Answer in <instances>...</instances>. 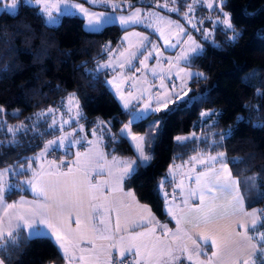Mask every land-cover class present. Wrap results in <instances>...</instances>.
Here are the masks:
<instances>
[{
    "label": "trees",
    "instance_id": "obj_1",
    "mask_svg": "<svg viewBox=\"0 0 264 264\" xmlns=\"http://www.w3.org/2000/svg\"><path fill=\"white\" fill-rule=\"evenodd\" d=\"M80 1L88 4L85 0ZM122 1L128 3L124 11L134 7L153 8L179 21L188 5V0H176L180 11L171 13L158 7L161 0ZM217 3L215 0L213 7L205 10L198 8L196 13L202 15L198 14L197 21L201 23L206 15L214 13ZM38 9L21 1L15 13L0 12V105L6 106L19 99L26 105L20 113L7 111V119L3 120L8 125L24 122L31 128L32 119L29 118L38 110L56 108L60 112L61 101L70 92H75L84 111L79 120L85 128L95 126L98 116L107 121L110 133L106 134V153L134 158V167L141 164L132 141L129 137L124 138L120 131L130 117L131 108H123L110 87L105 85L107 70L101 73L98 81H93L88 74L95 70V62L105 55V46L114 48L121 43L124 29L117 24H107L99 32L92 33L83 28V19L77 14H63L57 25H48ZM223 9L229 13L240 35L230 40L231 30L217 28L209 39L204 40L196 29L193 30L202 51L186 65L203 73L206 79L189 80L191 91L188 96L194 97L192 102L186 103L188 97H185L184 101H177L160 112H149L144 119L131 124L133 129L145 131L152 118L160 120L149 148L152 159L130 180L125 179L124 186L132 187L138 198L150 204L163 220L169 218L158 185L169 183V178H165L168 165L176 158L188 156L198 144L209 152H225L231 173L239 182L245 207L264 208V197L260 195L264 193V127L256 126L264 124V0H223ZM204 112L215 115L202 116ZM61 113H66L65 109ZM65 115L63 119L67 118ZM238 117L244 119L238 121ZM56 119L60 121L61 117ZM75 124L76 120L65 124L63 130ZM229 129L231 135L225 136L222 146L211 143ZM51 131L41 121L36 130H30L26 135L19 133V143L11 145V134L0 127V168L24 164L47 140L62 134L61 131L48 134ZM193 133L196 137L183 145L176 140L178 136ZM111 135H115V141ZM63 150L71 151L70 147L54 148L49 156ZM237 159L242 162L231 163ZM13 192L18 191L14 189ZM257 232H264V216H260L255 229H249L253 237ZM254 240L256 244H264L257 238ZM253 258L260 264L258 249ZM5 262L63 264V257L53 239L44 237L22 243L11 261L6 259Z\"/></svg>",
    "mask_w": 264,
    "mask_h": 264
},
{
    "label": "snow or ice",
    "instance_id": "obj_2",
    "mask_svg": "<svg viewBox=\"0 0 264 264\" xmlns=\"http://www.w3.org/2000/svg\"><path fill=\"white\" fill-rule=\"evenodd\" d=\"M66 9H68V15H74L71 12V9L76 8L79 9L81 13L85 17H87V23L85 25L86 29L89 32L96 33L99 32L105 24L107 23H115L117 19L125 30L131 25L142 24L145 27H151L154 31H158L161 37H164L165 44L169 47H176V44L171 43L168 38L164 35V31L161 28H157L153 24V18L155 19L156 24H164V25H173L179 28L180 33L184 32V28L181 25L176 24L175 21L170 20L168 17L161 16L159 13L148 12L143 17L141 15V10L136 9L135 11L129 12L127 16H120L118 18H113L111 14L109 16H104L102 13L89 12L86 8H84L81 4H72L70 0H62ZM97 2L101 4H111L112 7H117L116 4L113 3V0H91L92 4H96ZM195 2L203 3L204 0H194ZM34 3L37 6H42L38 10L45 17V22L48 25H55L59 22L56 16H53L51 7L52 5L49 3V0H25V4ZM175 4L176 0H165V3L158 5L159 7L168 8L170 12H179L180 9L178 7H169V4ZM20 4V0H0V11L3 12H14L18 5ZM217 6L221 12H223V0H218ZM188 8V12H192L194 10L192 5H186ZM208 8L213 7V0H209L207 3ZM57 11H60L59 7H57ZM188 13H185L187 16ZM224 19L218 20L217 23L223 24L227 29L231 30L233 35L229 37L230 40H235L240 33L236 31L234 25L231 22V17L228 13L224 12ZM210 19V17H209ZM189 23H191V19H189ZM201 23L203 21L201 20ZM194 28L195 24L192 25ZM199 30V29H198ZM129 35L137 36L138 43L136 44L135 51H129L125 49V51L119 52V56L124 57V59L118 61V63L114 64L113 59L111 57V49L108 46H105L107 51L110 54V58L105 63H100L96 65V69L94 71L90 70L88 72L90 78L93 81H98L101 73L105 70H109L113 73L120 72V79L124 82L133 81L130 85L131 88H137V80L135 78V73L141 72L142 70H147L151 73L152 76L158 78L160 83V88L164 89L163 93H155L152 97L149 98L147 102L143 104L142 108L131 109L132 120L129 121L128 124H125L123 128L120 130L121 135L124 138H128L131 129L130 125L135 122L144 119L145 113L149 112H160L164 109H168L169 104H175L177 101H184L185 97H188L186 103H191L194 97H189L188 93L191 91L190 88L186 85V80L196 79L199 81L201 78L206 79L203 73L200 72H191L188 71L186 67H179L175 72V76L181 80L180 90L172 91L171 93L167 89V86L163 83L168 73L161 71V73L157 72V68L153 67L151 69L148 68L147 61L153 56L159 57L161 53L159 52V46L153 43L148 36L142 35L141 33H129ZM212 36V32H205V39H208ZM128 39V36L124 38ZM187 41H191V44L188 48L182 49L180 55L176 56L174 61H171L173 65H178L181 61L185 64L190 65L193 59L198 58L200 52L202 51V46L196 43L191 35L187 36ZM131 47V45H130ZM125 52H127V56H125ZM137 53L139 56L143 57L142 59H138ZM137 61L141 67H137L133 61ZM125 70V71H120ZM129 73L131 75H129ZM183 73V76H181ZM147 74V72L145 73ZM116 77L113 76L112 80H104L105 85L115 86L116 92L119 93V99L123 102L122 107L125 109H129L130 107V99H142L144 97V92L148 89L145 88L144 91L140 92L139 97L133 96V93L129 91L126 95L123 91H121V87L119 84L115 83ZM145 84H147V80H145ZM177 85L175 82H172V89H176ZM174 97V98H173ZM264 98V95H262ZM155 99L156 106L153 107L151 100ZM61 106L67 109V114H70V118L68 120H64L63 116L66 113H59V110L56 108H48L46 111H42L40 113H36L34 116V123L29 128L28 125L23 123L18 125H8L6 121L3 120L4 108L0 107V127H3L6 133L11 134L12 139L9 141L11 145H17L19 141L17 140V135L19 133L27 134L30 130H36L37 126L41 121L44 122L46 129H51V133L55 135L58 131H63L65 124H71L74 120L78 121L83 118V112L80 108L79 97L75 92L70 93L65 100L61 101ZM245 107H248L245 105ZM59 114L61 116V120L57 121L56 116ZM202 116H211L215 115V113L204 112L201 114ZM33 119V118H29ZM243 117H238V121H242ZM157 126V122H153V127ZM258 127H264V124L256 125ZM80 130H83V125H80ZM99 128L101 130H107L104 121L99 122ZM93 135H97V130H93ZM40 136H44L45 133H39ZM72 135V133H68L63 136H58L56 139L48 140L43 147V151L32 157L31 160H39L46 156V154L53 150L54 148L58 149L64 145L65 140L68 139V136ZM231 135V129L227 133H223L220 135L219 140L213 139L211 141L212 144H219L222 146V142L225 136ZM196 134L193 133L190 137H176L177 142L184 144L185 141L190 139H194ZM111 139L115 141V135H111ZM131 140L136 142V147L138 149V159L141 161V164H137L135 167L133 165L136 163L135 161H121L119 168L114 174L111 170H109L108 175L114 177L116 187L112 190H122L120 187L125 179H131L135 174H137L138 169L144 165V163L150 161L152 156L150 154H146L144 149L141 147V143L145 140V137H140L136 135H131ZM72 143H80L79 140H73L70 142L69 147ZM91 143V141H88ZM91 151V150H90ZM77 156L80 153H76ZM96 159L98 161L105 160V154L103 152H97L95 154ZM115 160L116 158L113 157ZM189 162H196L200 165H205V168L201 170L199 173H196L194 182L196 184L195 189H189V196H195L201 203H203L205 194H212L213 192H221L226 196H230L232 201L236 206H239L241 210H243L244 205V196L240 192L239 182L232 178L231 170L229 169V160L227 159V155L225 152H218L217 155L212 156L209 155L207 160L203 158L202 155L191 156ZM240 160H233L231 163L238 164L241 163ZM218 165V167H217ZM98 167H102L99 164ZM32 163L30 160H25L24 164L17 163L14 167H8L4 169H0V208L4 209L3 215L8 216V227L4 228V220L3 216H0V264H5V260L7 259L9 262L15 252H17L22 243H29L35 238H44V237H54L55 241L58 242L59 249L62 251V256L66 259L67 264H111V261L105 258L101 260V254L106 253V250L101 246V251H97L95 244L89 240V244H92L91 249H85L81 247V242L86 239V235L83 231H80L79 226L81 224V220L79 216L76 217L75 223L78 228L75 231L66 230L65 223L66 220L70 218V213L66 215V208L69 206H79L83 207V200L80 197V193L78 191V185L74 184L72 188L67 186H62L63 182L56 181H48L46 183H42L43 174L32 172V179L24 180L22 183L30 187V189L35 193V195L39 198L37 202L32 203V206L24 209L22 211H16L9 215L7 213V209H16L17 203H6L5 201V193L7 191H12L16 188H19V184L9 183L5 177L9 172H15L17 175H24L27 173L28 169H31ZM42 167V166H41ZM179 167V166H177ZM191 171H195V169H191ZM101 174V173H98ZM47 175H67L66 173H47ZM171 180L170 182H175L176 174L172 170H170ZM188 179H192L191 176ZM90 188H96L95 185H89ZM160 185H158V188ZM177 187H183V180L179 182ZM51 193V195H49ZM127 196L133 197L135 199V193L129 191L125 193ZM165 196L168 194L165 193ZM261 197H264V193L260 194ZM92 199H96L95 195L92 196ZM27 202L21 200L19 204L22 206ZM187 203V200H185ZM143 211L151 212L147 205L140 206ZM111 207L105 208V212L110 211ZM170 210V209H169ZM210 212L215 213V209H210ZM246 216L253 217L252 220V228L255 229L257 219L260 216H264V210H259L253 208L251 212H246ZM142 222H134L132 227L133 229L139 227H145L146 225L152 224V219L147 217H141ZM180 221H177L179 224ZM96 224L100 225L97 227L93 225L91 231L97 234L99 239H109L112 240L113 236L109 233L112 231L109 226L103 220L97 219ZM161 232L164 235H167L171 231L164 224L157 225ZM241 227L245 228L247 231V227L245 225H241ZM120 222H119V214H117L116 219V231H119ZM183 231L182 229H177V233L174 234V238L179 239V233ZM22 233L24 235H22ZM155 227L149 228L148 232H136L132 231L128 234V236H121L119 238V244L113 243L109 245L111 248L119 249V257L116 261V264H180L182 259V254H187L186 259L191 261L193 259V251L195 255L199 257L201 255V250L199 246L190 251L186 244H179L175 248L171 242H165L161 237L154 236ZM188 239H191L188 236L187 232L184 233ZM150 236L148 240L138 242L141 237ZM254 238H257L259 241H264V232L255 233V237L249 236L248 239L251 241ZM203 241L207 243L209 240L213 246H217V241L208 236L202 237ZM195 244L196 242L193 241ZM253 247H258L260 253V264H264V244H253ZM86 251H90L92 255L85 256L84 253ZM126 254H128L131 258H126ZM213 256H216L217 253L213 252ZM211 258H209L210 264ZM196 264H205L204 261H200L197 259ZM243 264H257L256 260H245Z\"/></svg>",
    "mask_w": 264,
    "mask_h": 264
},
{
    "label": "crops",
    "instance_id": "obj_3",
    "mask_svg": "<svg viewBox=\"0 0 264 264\" xmlns=\"http://www.w3.org/2000/svg\"><path fill=\"white\" fill-rule=\"evenodd\" d=\"M80 2L89 12L102 13L105 16H109L108 14H114L111 15L113 18H118L122 15L127 16L129 12L135 11L136 9L140 8L134 7L128 11H124L123 9L127 7L128 3L122 0H113V2H115L117 5V7L115 8L112 6H101L105 7V9L96 8L100 6H92L89 3L86 5L84 2ZM77 15H79L83 19V28L86 29L85 25L87 23V17H84L83 14ZM199 23L200 21L196 20V24ZM107 24H117L120 28L124 29L123 27H121L118 19L115 23ZM129 28H136L138 30L142 29V27H139L138 24L131 25L127 29ZM194 29L195 28L192 27L188 31L184 39H186L191 31V34L194 35ZM125 32L126 30L124 29L122 35H124ZM109 49L112 50L113 48ZM176 52L177 49L174 50L172 57H174ZM108 53L109 52L106 50V53L102 58L108 57ZM96 62L94 64V69H96ZM182 63L184 66L186 65L184 62ZM167 66L168 64L162 69L163 72H166V70L168 69ZM108 72L109 74L106 79L112 80L113 74L110 71ZM159 81L160 80L158 78H154V76H152L147 81V87L142 86L141 82H137V88L136 90H134L133 96L139 97L141 91H144L145 88H147L148 90L144 92V97L140 99L138 103L130 106L129 108H137L145 99L149 98L151 96L150 94L153 92V89L156 87L155 85H157ZM115 83L120 85L121 91H123L125 95L128 93L124 83L120 82V80H116ZM109 87L119 101V93L116 92L115 86ZM17 101H14V103H16ZM120 104L122 105V103ZM131 117L132 115L130 114L129 119ZM124 124L121 126L120 130L122 129ZM72 127L66 128L63 131H68ZM94 127L95 126L85 129V137L84 139H79L80 143H73V146L71 144V155L67 158V163L65 166H62L56 160L51 159L49 156L50 151L47 153L48 158L46 157L45 160H31L32 157L38 155V152L29 159L32 163L31 169H28L27 173L24 175H18L20 178L27 177L28 179H32V172L35 171L36 173L43 174L41 181L42 183L59 180L63 182L62 186H67L69 188H72L74 184L78 185V191L80 193L81 199L83 200V207L81 208L79 206L73 205L66 208V215L70 213V218L66 220L64 227L66 230H77L78 226L75 223V219L77 216H79L81 220L79 229L86 235V239L81 242V247L85 249H91L92 244H89V240H91L92 243L95 244L97 251H101V246H103V249L106 250V253L102 252L100 258L101 260H104L109 251L117 250L119 252L118 248H111L109 247V245L113 243L119 244V238L121 236L126 237L132 231L148 232L149 228L155 227L154 236L161 237L166 243L171 242L174 248L179 244H186L189 250L192 251L197 247V245L199 246L201 255L197 257L195 255V252L193 251V259L191 261H188L186 259L187 254H182V259L180 261L181 264L186 260L187 264H196L197 259L200 261H204L205 264H209V258H211L210 264H243L245 260H254L253 255L258 247H253V244H256L254 239L251 241L248 239V237L251 236L249 233V229L252 227L251 225L253 217L246 216L245 213L251 212L255 207L246 208L245 205H243V210H241L239 206H236L234 204V201H232V198L230 196H226L224 193L218 191L213 192L212 194L206 193L203 203H201L195 196H189V189H195L197 187L194 182L196 173H199L205 168V165H200L196 162H189L190 157L199 154L202 155L205 160H207L209 155H217L216 152L206 151L204 147L199 146L198 144L195 145V148L192 149V152L188 156L184 158H176L173 160V165L178 166L177 163H179L182 168L180 167L179 171H173L176 174L175 182H170L171 176L169 171L168 173H165V178H169V183L167 185H162V183L160 184V191L163 195L164 200V209L167 212V216L169 218V220H163L159 218L158 215L153 211L150 204L138 198L135 190L132 187L124 186V181L120 186L122 190H112L116 187V185L114 177L108 175L109 170H111L115 174L120 166L121 161H135V159H128L125 156L117 154H107L105 149L107 135L99 134L95 137L92 134V129ZM76 135L80 137L82 133H78ZM190 136L191 134L181 137ZM88 141H91V143H88ZM151 143L152 141L148 143H146V140L144 141V146L147 150L146 154L151 155V152L149 150ZM66 144H68L67 147H69L70 141ZM79 145H82V147L80 148ZM97 152H103L106 159L98 161L95 156ZM76 153H80V155L77 156ZM113 157H115L116 159L114 160ZM98 164L102 167H98ZM191 169H195V171L193 172L191 171ZM47 173H66L67 175L50 176L47 175ZM189 176L192 177L191 180L188 179ZM231 176L232 178L237 180V178L233 176L232 173ZM181 180H183V187H177ZM89 185H95V190L90 188ZM16 190L18 191L16 193L13 192V190L7 191L5 193L6 203H17L16 209L6 210L9 215L16 211H22L31 207L32 203L37 202L39 199L29 186L20 187ZM129 191L135 193V199H133V197L131 196L125 195V193ZM165 193H167L168 195L165 196ZM49 195H51V193H49ZM93 195H95L96 199H92ZM21 200L31 203H26L21 206L19 204ZM185 200H187V203H185ZM142 205L148 206V208L151 210L150 214L149 212H145L142 210V208L140 207ZM107 207H111V210L105 212V208ZM212 208L215 209L214 214L210 212V209ZM4 211V209L0 208V216H3L4 228L7 229L8 216L3 215ZM117 214H119L120 222L119 231L115 230ZM142 216L152 219V224L146 225L145 227L133 229V223L142 222ZM97 219L105 221V223L112 230L109 233L113 236L112 240L99 239L97 237V234L91 231L93 225H96L97 227L100 226L96 224ZM178 220L180 221L179 224H177ZM259 220L260 217L257 219V223L259 222ZM158 224L167 225V227L171 229V231L167 233V235H164L161 232L160 228L157 226ZM242 224L247 227V231H245L244 227H241ZM177 229L183 230L179 233V239L174 238V234L177 233ZM185 232H187L188 236H190L191 239H188V237L184 235ZM204 236L214 238L217 241V246H213L210 240L205 243L202 239V237ZM51 238L59 248L58 242L55 241V238ZM149 238L152 237H141L138 242L148 240ZM193 241H195L196 243L194 244ZM213 252H216L217 255L213 256ZM84 255L87 257L92 255V253L90 251H86ZM63 264H67V261L64 258Z\"/></svg>",
    "mask_w": 264,
    "mask_h": 264
},
{
    "label": "rangeland",
    "instance_id": "obj_4",
    "mask_svg": "<svg viewBox=\"0 0 264 264\" xmlns=\"http://www.w3.org/2000/svg\"><path fill=\"white\" fill-rule=\"evenodd\" d=\"M21 1L25 2V0H20V2ZM85 1L87 3H89L90 5H92V6H94V5H96V6H112L111 4L105 5V4H101L99 2H97L96 4H92L91 3V0H85ZM9 2H10V0H9ZM208 2H209V0H204L203 3H200V2H195L194 3V0H188V5H192L193 8H194V10L192 12H188V8H187V10L181 15V18H182L181 20L182 21L176 20L175 18H173L171 16H168V15L164 14L163 12H161V11H159L157 9L145 8V7L138 8V9L141 10L142 17L145 14H147L148 12L159 13V15L168 17L170 20L175 21L176 24L183 26L184 32L183 33H180L179 28H177V27H175L173 25L156 24L155 19L153 18V24H154V26L157 27V28H161L164 31V35L168 38V40L171 41V43L176 44V47L173 48V47H169V46H167L165 44L164 37H161L159 35V32L158 31H154L153 28H151V27H145L142 24H138V26L139 27H142L143 30L142 29L141 30H138L136 28H129V29H127L126 32L124 33V35H122V38H121L122 39V43L111 50V57L113 59V63L116 64V63H118V61L124 59V57L119 56V52L125 51V49H128L129 51H135L136 50L135 46L138 43V39L139 38L137 36H134V35H129V33H141L142 35L148 36L149 39L153 43H155L156 45H158L159 46V52L161 53V55L159 57L153 56L152 58H150L147 61L148 68L151 69L153 67H156L157 68V72L160 73V71L164 67H166V65L168 64V66H167L168 69L166 70V73H168V75L166 76V78L163 81V83L167 86V89L169 90L170 93L172 91H179L180 90L181 80L178 77L175 76V72L178 70L179 67H186L187 70L188 71H191V72H199L196 69H191L190 67H187L186 65L184 66L183 63H182L183 61H181L178 65H173L171 63V61H174V59H175L176 56L180 55L182 49L188 48L189 45L191 44V41H187V37H186V39H184V38H185L186 34L188 33V31L193 27L192 25L193 24L196 25L195 29L197 31V34H199V36H201V38H203L204 40H207V39H205V32H212V34H213L214 30L217 29V28H222L224 30H229L223 24L217 23L218 20H223L224 19V15H223L224 12L228 13L224 9H223V12H221L219 10V8H217L214 13H211V14L206 15L205 19L203 20V23L196 24V20L198 19L197 16H198V14L199 15L201 14V13H198V14L196 13V11H198L197 9L198 8H202V10L208 9V7H207V3ZM49 3L52 5L51 11H52L53 16H56L58 18L59 22H60L61 16L63 14H67L68 13V9L65 8L62 0H49ZM70 3L83 5L80 2V0H70ZM113 3L116 4L115 2H113ZM163 3H165V0H161L160 2L157 3V5H161ZM214 3H215V0H213V5H214ZM28 4L37 6L34 3H28ZM37 7L38 8H41L42 6H37ZM57 7H59L60 11H57ZM169 7H178L179 8V6L176 3L175 4H171L170 3L169 4ZM84 8H85V6H84ZM159 8H162L164 10L169 11L168 8H164V7H159ZM17 9L14 12H11V13H15L17 11ZM71 12L74 13V14H83V13L80 12L79 9H76V8L71 9ZM171 13H178V12H171ZM185 13H188V15L185 16ZM111 15H114V14H111ZM209 17H210V19H209ZM189 19H191V23H189ZM57 24H55V25H57ZM191 32H190L189 35L192 36L193 40L196 43H198V44L201 45V43L195 38L194 35L191 34ZM126 36H128V39L127 40L124 39ZM130 45H131V47H130ZM176 49H177V52L175 53L174 57H172L173 52ZM127 54L128 53L125 52V56H127ZM137 57H138V59H142L143 58V57L139 56V53H137ZM109 58H110V54L108 53V57L98 59L97 62H96V65L97 64H100V63L107 62L109 60ZM133 63L136 64L137 67H141L142 68V66L139 65L137 63V61L134 60ZM96 65H95V67H96ZM107 71H109V70H107ZM120 71H125V70H120ZM146 72H147V74H145ZM112 74H113V76L116 77V80H120V82L124 83L127 92L131 91L133 93L134 90H136V89H133V88L130 87V85L133 83V81L130 80V81L124 82V81H122L120 79V72L119 71L118 72H115V73L112 72ZM129 75H131V74L129 73ZM181 76H183V73H181ZM151 77H152L151 73L148 72L147 70H142L141 72L135 73V78H136L137 82H141L142 86H144V87H147L148 86L147 84H145V80L148 81ZM173 81L177 85L176 89H174V90L172 89V82ZM160 83H161V81H159L158 84L155 85L156 87L153 89V92L150 94L151 95L150 97H152L153 94H155V93H158V92L159 93H163L164 92V89L160 88ZM186 85L189 88V80H186ZM70 93H73V92H70ZM65 98H64V100H65ZM149 98L145 99L137 107V109L142 108L143 107V104L145 102H147L149 100ZM19 100L20 101H17L16 103L13 102V103H10V104H8L6 106L0 105V107H3L4 110H5L4 111V114H3V119L4 120L7 119L6 118V115H5L7 111L10 112V113H20V112H22L26 108L25 107L26 106L25 105V102L23 100H21V99H19ZM119 101H120V103H123L120 99H119ZM138 101H140V99L139 100L130 99V106L135 105L136 103H138ZM151 102H152L153 107H155L156 106L155 99H152ZM170 106H171V104L168 105V108ZM80 108H81V110H82V112L84 114V111H83L81 105H80ZM59 109H60V112L59 113H61V110L62 109H65V111H66V115L65 116H67V118L64 119V120H68L70 118V114H67V109L64 108V107L59 108ZM46 110L47 109H41V110H38L37 113H40V112L46 111ZM146 114L147 113H145V115ZM59 117H61V116L59 114H57L56 118H59ZM32 118L33 119L31 120V123L33 124L34 123V117H32ZM130 120H132V117L129 120H127L125 122V124H128ZM100 121H104L105 122V126L107 128L106 131L105 130H101L99 128V122ZM106 122L107 121L105 119H103L102 117H100V116L97 117L96 125L92 129V131L94 129L97 130V135H94L95 137L98 136L99 134H107V133H110V129L108 128ZM153 122H157V126L156 127H153ZM21 123L25 124L24 122H20V123H16V124L10 123L9 125H18V124H21ZM80 125H83V130H80V127H79ZM159 125H160V120L158 118H152L150 121H148L145 131L135 130L130 125L131 133H130L129 137H130V139H131V135L145 137L146 138L145 139L146 140V143L151 142V141H153L155 139V135L157 133V130L159 128ZM85 129H86L85 128V124L83 122H81L80 120H78V121H76V124L70 130H68V131H62V134L56 135V136L50 138L49 140L56 139L58 136H63V135H66L68 133H72V135H69L68 136V139L65 140L64 145L61 147L62 149H66L67 148V145H68L66 143H68L69 141L71 142L73 140H79L80 138L84 139V137H85V135H84ZM78 133H82V135L79 137L78 135H76ZM144 141L141 143V147L144 149V151L146 153L147 150L145 149ZM132 143H133L134 149H135L136 154H137V157H138V149L136 147V142L135 141H132ZM72 146H73V143H72ZM43 147L39 151L38 155L43 151ZM74 148H75V146H74ZM46 157L48 158V154H46V156H44L41 159H44L45 160ZM127 158L130 159L131 157H127ZM173 162L174 161H172L169 164L168 169H166V171H165L166 173H168L170 170H172V171H179L180 170L181 165L179 163H177L178 166H179V167H177L176 165H173L174 164ZM8 167H14V166L13 165H9V166L3 167L2 169L8 168ZM14 173L15 172H9L6 175L5 179L9 183L19 184L20 187H26L27 185H24L22 182L24 180H27L28 178L27 177L20 178L18 175L14 174ZM0 258H3V257H0ZM186 261L185 262L183 261L182 264H187ZM5 264H6V262H5ZM180 264H181V262H180Z\"/></svg>",
    "mask_w": 264,
    "mask_h": 264
},
{
    "label": "built area",
    "instance_id": "obj_5",
    "mask_svg": "<svg viewBox=\"0 0 264 264\" xmlns=\"http://www.w3.org/2000/svg\"><path fill=\"white\" fill-rule=\"evenodd\" d=\"M70 154H71L70 150H63L60 154H56V152H53L50 155V158L56 160L62 166H65L67 163V158ZM262 210H264V208H262ZM106 258L111 261V264H116V261L120 259L119 252L117 250H111L108 252ZM126 258L130 259L131 257L128 254H126Z\"/></svg>",
    "mask_w": 264,
    "mask_h": 264
}]
</instances>
